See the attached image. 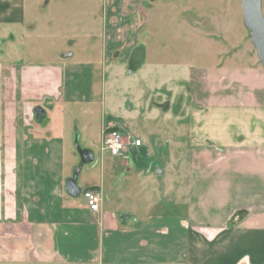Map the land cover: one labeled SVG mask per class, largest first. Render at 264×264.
<instances>
[{"label": "crops", "instance_id": "crops-1", "mask_svg": "<svg viewBox=\"0 0 264 264\" xmlns=\"http://www.w3.org/2000/svg\"><path fill=\"white\" fill-rule=\"evenodd\" d=\"M154 7V0H0V32L12 30L4 42L20 41L16 28L29 34L42 20L48 29L56 25L62 39L52 60L0 64L9 70L0 80V264H264V163L235 156L247 148L246 134L258 132L264 140V120L251 119L243 130L235 112L238 96L251 95L249 106L264 117V67L235 68L232 94L220 83L214 103H195L183 141L175 127L159 129L171 148H187L182 173L172 155L167 173L152 174L146 161L153 139H143L128 149L133 161L117 164L109 155L94 181L83 189L77 175L79 193L68 191L72 161L89 152L83 166L93 163L95 153L74 147L62 120L70 107L95 103L97 69L104 93L108 76L127 67L135 49L149 52ZM17 51L10 45L7 56ZM204 68L189 66L187 84L206 91ZM166 85L174 100V80ZM123 115L104 112L102 138L110 126L124 130ZM159 179L166 195L178 197L171 205L157 200ZM85 190L101 195L98 211L89 208Z\"/></svg>", "mask_w": 264, "mask_h": 264}, {"label": "rangeland", "instance_id": "rangeland-1", "mask_svg": "<svg viewBox=\"0 0 264 264\" xmlns=\"http://www.w3.org/2000/svg\"><path fill=\"white\" fill-rule=\"evenodd\" d=\"M154 5V9L148 13L147 21L148 29L154 32L149 52L146 53L145 47L141 46L144 55L136 53L134 60L132 53L127 67L117 69L115 74L113 73L114 77L108 76L107 89L104 93L101 85L104 80L103 72L97 69L96 80L99 83L97 87H101V90L95 93V103L87 108L80 105L70 107L71 112L62 120L63 125H66L71 133L74 147L77 143L81 149H91L95 153L94 162L85 164L80 171V159L75 158L72 161V176L78 175L79 184L83 189L88 182L96 179L104 164L107 167L109 163L110 154L102 150L101 127L105 111L113 109L124 114L123 132L127 136L140 139L142 142L145 139L147 143L153 139L152 143L147 144L150 148V157L146 161L147 167L153 166L152 174L156 175L157 169L160 175L167 173L172 155L175 157V161H172L175 171L182 173L186 167L187 148L183 147V143L180 144L181 147H178L177 143L176 148H171L165 143L166 133L161 131L168 132L171 127H175L177 141H183L186 136L183 128L189 126L188 111L195 103L198 105L214 103L215 90L223 83L225 95L232 94L235 83H229V80L232 78L231 75L235 76V68L247 71L263 68L251 41L250 32L243 23L242 0H154ZM263 9L264 3L262 11ZM16 29L23 32V37L11 44L9 42L11 40L4 42L2 37L4 33L12 30L0 32V64H9L14 59L24 62L46 61L60 55L61 52L57 50L62 39L56 35L58 34L56 25L48 29L45 20H42L36 22V29L29 34L24 32L26 30L24 27ZM62 29L66 35V28ZM10 45L18 49L15 56H7ZM199 65H205L206 91L203 86L197 89L187 84L190 72L188 67ZM8 72L7 68L0 67V80L2 76H7ZM172 80L175 85V90L172 91L174 100L167 95L166 84ZM3 87L0 82V92L3 91ZM102 95L104 99L106 96L105 103L102 101ZM250 96L242 98L240 94L235 104V112H239L236 120L243 130L249 126L251 119L254 122L259 117L264 120L257 106H249ZM206 98L207 101H204ZM2 106L0 96V118ZM43 108L47 110V107ZM45 120L47 121V118ZM106 125L110 126L109 122H106ZM111 128L122 130L119 126H110L109 129ZM109 129H106L105 135ZM246 135L250 136L246 143L247 148H238L235 150V156H240L245 162L264 163V145L261 143L264 140L258 132ZM133 159V155L129 154L128 157L116 158V161L117 164H122L120 163L122 160L131 162ZM261 166L256 165L257 168ZM154 184H158L157 200L161 204L171 205L173 200H178V197L172 194L168 196L164 192L166 181L159 179L156 183L154 181Z\"/></svg>", "mask_w": 264, "mask_h": 264}, {"label": "water", "instance_id": "water-1", "mask_svg": "<svg viewBox=\"0 0 264 264\" xmlns=\"http://www.w3.org/2000/svg\"><path fill=\"white\" fill-rule=\"evenodd\" d=\"M242 16L245 28L250 32L251 41L256 48L259 60L264 67V14L262 11V0H242ZM42 108H37L36 112L39 114ZM89 152L86 153L88 155ZM83 156L79 171L84 162L90 161L87 156ZM77 174L72 180L68 182V191L72 195H77L80 190L76 189Z\"/></svg>", "mask_w": 264, "mask_h": 264}, {"label": "built area", "instance_id": "built-area-1", "mask_svg": "<svg viewBox=\"0 0 264 264\" xmlns=\"http://www.w3.org/2000/svg\"><path fill=\"white\" fill-rule=\"evenodd\" d=\"M142 141L137 138L127 136L119 128H111L103 138V150L108 152L112 157H126L130 146H140ZM83 195L87 201L89 208L93 211L100 209L102 201L101 195L94 190H85Z\"/></svg>", "mask_w": 264, "mask_h": 264}, {"label": "trees", "instance_id": "trees-1", "mask_svg": "<svg viewBox=\"0 0 264 264\" xmlns=\"http://www.w3.org/2000/svg\"><path fill=\"white\" fill-rule=\"evenodd\" d=\"M136 53H143V55H144V50L140 47V48H137V49H135L134 51H133V56H132V59L134 60V57H135V55H136Z\"/></svg>", "mask_w": 264, "mask_h": 264}]
</instances>
